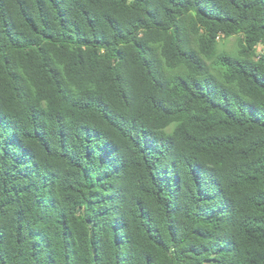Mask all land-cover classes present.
I'll return each instance as SVG.
<instances>
[{
  "label": "trees",
  "instance_id": "1",
  "mask_svg": "<svg viewBox=\"0 0 264 264\" xmlns=\"http://www.w3.org/2000/svg\"><path fill=\"white\" fill-rule=\"evenodd\" d=\"M259 44L264 0H0V264H264Z\"/></svg>",
  "mask_w": 264,
  "mask_h": 264
},
{
  "label": "rangeland",
  "instance_id": "2",
  "mask_svg": "<svg viewBox=\"0 0 264 264\" xmlns=\"http://www.w3.org/2000/svg\"><path fill=\"white\" fill-rule=\"evenodd\" d=\"M227 41V43L225 44V47L228 49V48H232L233 46H234V43H235V36H231V37H229L228 39H224L223 41H222V43L223 42H226ZM235 48V47H234ZM256 48H257V51H259V52H262V51H264V45L263 44H259V45H257L256 46Z\"/></svg>",
  "mask_w": 264,
  "mask_h": 264
}]
</instances>
